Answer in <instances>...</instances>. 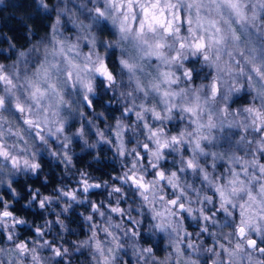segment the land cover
<instances>
[{
    "label": "clouds",
    "instance_id": "9594fccd",
    "mask_svg": "<svg viewBox=\"0 0 264 264\" xmlns=\"http://www.w3.org/2000/svg\"><path fill=\"white\" fill-rule=\"evenodd\" d=\"M0 264H264V0H0Z\"/></svg>",
    "mask_w": 264,
    "mask_h": 264
}]
</instances>
